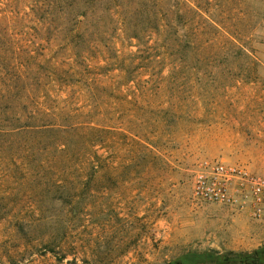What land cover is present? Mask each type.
Listing matches in <instances>:
<instances>
[{
	"label": "rangeland",
	"instance_id": "374dc122",
	"mask_svg": "<svg viewBox=\"0 0 264 264\" xmlns=\"http://www.w3.org/2000/svg\"><path fill=\"white\" fill-rule=\"evenodd\" d=\"M218 159L264 174V0H0V264L264 247Z\"/></svg>",
	"mask_w": 264,
	"mask_h": 264
},
{
	"label": "built area",
	"instance_id": "2783aa9c",
	"mask_svg": "<svg viewBox=\"0 0 264 264\" xmlns=\"http://www.w3.org/2000/svg\"><path fill=\"white\" fill-rule=\"evenodd\" d=\"M193 191L205 203L248 205L253 218L264 222V174L219 159L205 160L195 173Z\"/></svg>",
	"mask_w": 264,
	"mask_h": 264
},
{
	"label": "trees",
	"instance_id": "16d2710c",
	"mask_svg": "<svg viewBox=\"0 0 264 264\" xmlns=\"http://www.w3.org/2000/svg\"><path fill=\"white\" fill-rule=\"evenodd\" d=\"M97 1H103V0H95ZM109 1V0H108ZM75 15L74 10L71 11V16ZM70 11L67 12L66 17L68 19V22H70ZM66 19V20H67ZM73 38L72 36H70ZM69 37L68 41L71 45L72 42H75L74 39H71ZM215 261V262H222V256L219 253H216L215 257H213L211 254H187L182 256L181 258L177 259L172 264H193L198 262H207V261ZM224 262H228V264H264V247L254 250L253 252L248 253H240V254H231L228 256H225L223 259Z\"/></svg>",
	"mask_w": 264,
	"mask_h": 264
}]
</instances>
